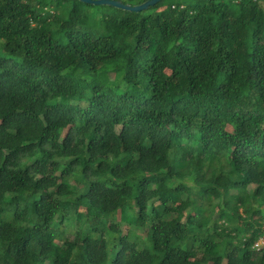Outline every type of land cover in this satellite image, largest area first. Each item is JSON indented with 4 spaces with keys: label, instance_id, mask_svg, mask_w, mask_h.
<instances>
[{
    "label": "trees",
    "instance_id": "16d2710c",
    "mask_svg": "<svg viewBox=\"0 0 264 264\" xmlns=\"http://www.w3.org/2000/svg\"><path fill=\"white\" fill-rule=\"evenodd\" d=\"M72 1L0 0V264H264V0Z\"/></svg>",
    "mask_w": 264,
    "mask_h": 264
},
{
    "label": "rangeland",
    "instance_id": "374dc122",
    "mask_svg": "<svg viewBox=\"0 0 264 264\" xmlns=\"http://www.w3.org/2000/svg\"><path fill=\"white\" fill-rule=\"evenodd\" d=\"M118 1V0H116ZM121 2V1H120ZM46 3L48 4V7L51 9H56L60 7L64 2L63 0L61 2H58V0H46ZM62 3V4H61ZM123 3V2H122ZM169 3H182L183 5H194L196 1L194 0H164L162 4L157 8L156 12H160L163 9H167ZM125 4V3H124ZM262 6L264 7V1H261ZM69 5H73V1L69 0ZM130 5V4H128ZM76 6L79 8V15H81V18L90 25L95 26L98 22H100V19H102L105 16L111 15V16H116V17H121L123 15H126L124 11L112 8V7H107V6H94V5H88L84 4L78 1L76 3ZM46 11V10H45ZM65 15V14H63ZM123 68H121L122 70ZM114 77L113 74H106L105 79L107 80H112ZM57 225H54L56 227ZM124 228V227H123ZM139 241L142 243L145 248H149V243H144L146 240V236L143 234H139ZM55 245H60V243H55Z\"/></svg>",
    "mask_w": 264,
    "mask_h": 264
},
{
    "label": "water",
    "instance_id": "95a60500",
    "mask_svg": "<svg viewBox=\"0 0 264 264\" xmlns=\"http://www.w3.org/2000/svg\"><path fill=\"white\" fill-rule=\"evenodd\" d=\"M81 3L94 6L112 7L124 12L139 13L148 10L149 8L159 4L163 0H147L138 5H128L116 0H77Z\"/></svg>",
    "mask_w": 264,
    "mask_h": 264
},
{
    "label": "built area",
    "instance_id": "2783aa9c",
    "mask_svg": "<svg viewBox=\"0 0 264 264\" xmlns=\"http://www.w3.org/2000/svg\"><path fill=\"white\" fill-rule=\"evenodd\" d=\"M264 247V238H260L255 244L253 245V248L255 250H260L261 248Z\"/></svg>",
    "mask_w": 264,
    "mask_h": 264
}]
</instances>
